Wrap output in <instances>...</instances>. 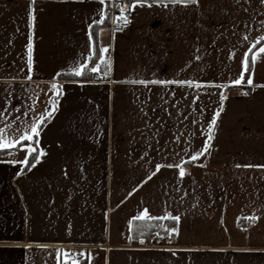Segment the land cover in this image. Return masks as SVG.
I'll list each match as a JSON object with an SVG mask.
<instances>
[{
  "label": "crops",
  "instance_id": "1",
  "mask_svg": "<svg viewBox=\"0 0 264 264\" xmlns=\"http://www.w3.org/2000/svg\"><path fill=\"white\" fill-rule=\"evenodd\" d=\"M111 1L106 0V11ZM201 4L211 13L210 19L200 20L204 27H197L189 12L173 16L158 7L139 6L122 30L114 31L107 17L93 26L91 50L96 39L98 48L110 45L106 56L112 72L83 84L72 82L81 77L62 72L56 80L65 94L39 138L46 156L31 171L27 165L0 163V264H33L53 246L87 249L93 254L91 264H264V181L259 180L264 170L245 174L234 167L237 162L264 164V61L249 73L257 86L254 92L231 85L244 71L242 53L247 50L239 43L243 24L236 21L249 16L239 13L232 0ZM101 7L98 0H0V101H8L6 109L24 108L32 95L21 89L27 74L29 11L34 17L33 75L24 84L36 90V107L42 110L55 74L87 58V33L93 32L87 25L99 18ZM251 23L255 27L256 21ZM197 50L204 53L199 61L194 59ZM193 78L200 89L123 82ZM225 83L226 89L216 87ZM221 91L227 95L211 155L199 161L206 167L185 156L186 174L180 177L179 169L164 165L179 162L188 137L193 140L189 154L202 147L206 136L201 131L218 109ZM20 114L11 113L9 120ZM11 158L0 150V161ZM17 158H22L19 153ZM249 174L257 178L259 197ZM220 177L224 182L217 187ZM145 208L154 216H180L175 243L135 244L128 239V221L133 223ZM252 215L260 218H244ZM40 244L49 247L41 250Z\"/></svg>",
  "mask_w": 264,
  "mask_h": 264
},
{
  "label": "snow or ice",
  "instance_id": "2",
  "mask_svg": "<svg viewBox=\"0 0 264 264\" xmlns=\"http://www.w3.org/2000/svg\"><path fill=\"white\" fill-rule=\"evenodd\" d=\"M98 3L104 7L99 9V18L92 20L91 23L87 25L89 30L93 29L94 25H100L108 16L106 11L107 5L106 0H98ZM233 6L236 7L239 13L248 14L249 19L247 20H237L236 24H243V38L239 41L242 47L247 48L246 51L242 53L243 60V68L244 71H241L239 74V78L232 79L229 81L231 85L237 86H247L250 88V91H255L257 87L254 85L253 75L249 74L246 77L245 81V71H248L251 67L254 69L255 65L258 61H264V18L257 19V17H264V0H257V6L253 7V0H232ZM147 7L153 8L158 7L164 9L167 12H171L173 16L177 15V11L183 17L185 12H189L190 14H194L196 16V26L197 27H204L200 23L201 19H210L211 13L208 9H205L202 4L201 0H131L130 3H118L115 7L118 8V14L112 17V23L116 26L115 30H122L123 27L129 25L131 23V12H133L137 7ZM217 7V6H213ZM31 8V5H30ZM222 11L227 12V9H221ZM187 19V18H186ZM33 20L34 17L32 12L29 11L28 13V26L30 30V34L27 37L28 43L26 45L27 51V74L23 77L21 81V89L25 93L31 91L32 95L27 96L28 103L24 108L18 109L16 106H12L10 109H6L5 103L8 101H0V123H3V126H0V150H4L7 152L9 156L12 158L6 161H0V163H7L10 165H27L28 171H31L32 168L38 164L43 157L46 156V152L43 148L40 147V136L41 132L44 130V126L56 114L58 105H59V97L64 96L65 90L63 84L57 82L56 77L60 76L62 72L66 74H70L74 77H81L82 79L73 80V83L83 84V83H96L99 82V77H108L109 74L112 72V61L110 57L106 56L108 48L110 45L100 46L98 48V53L94 52L92 49L93 45V36L94 33L89 31L87 33V40L89 44V51L87 53V58H83L82 60L74 62L73 66L61 70V72H57L50 83L49 91L52 95L47 96L45 103L42 106V110L37 108L36 105L38 103V94L35 89L31 87V84H28L25 87L24 81H31L33 75V56H32V49H33V37L31 35V29L33 27ZM255 20L256 25L253 27L251 21ZM102 31V29H101ZM223 35V33H221ZM199 39V38H197ZM215 41H213L214 43ZM235 49L233 48L232 51L229 53V59H232ZM251 53V55H250ZM204 53L197 50V54L194 56V59L199 61L201 56ZM98 55V60H94V66L89 67V61L93 60V57ZM83 56V54H82ZM101 65L103 68L101 69ZM187 66V65H186ZM90 74H96L92 80L83 79ZM126 83H132L134 85H144L147 86L151 85H161L166 86L170 84L179 85L181 87L187 85L188 87L194 89H200L202 84L197 81V79H153V80H146V79H132L130 81L126 80L123 81ZM209 85L212 84L211 81L207 82ZM229 83H225L223 85H216L217 88L226 89L229 86ZM264 86V85H262ZM37 87H41L37 85ZM167 89H165L166 91ZM10 94V93H9ZM187 94V93H186ZM244 95H249V91H244ZM46 95V94H45ZM226 92L221 91L219 93V106L218 109L212 114L210 121L207 122V127L202 129L201 135H205L206 138L203 141L202 147L199 149L192 150L189 154V148L193 143L192 137H188L185 140V144L187 145L182 149L184 156H181L179 162L176 163H168L164 166L168 168H177L179 169L180 177L185 176V168L182 166L185 164V156H187L188 160L194 163H197V166L201 168H205L206 165L200 161V157L208 158L211 155V150L213 147L212 141L214 139V134L216 131V126L218 123L217 118L220 116L221 112L223 111V102L226 99ZM163 99V98H161ZM20 111V115H15L9 120V115L11 113ZM167 112V108L164 109ZM157 120H160L161 117H157ZM187 119V117H185ZM7 121V122H4ZM179 122V120H177ZM192 123H196L195 120ZM146 127L151 129L150 124H146ZM158 132L153 133V135H157ZM195 133L192 134L194 136ZM179 138H177V143H179ZM165 146H167V142H165ZM17 153L20 154L22 158H17ZM175 155V153H174ZM31 157V159H30ZM162 167L160 163L155 165L156 170H159ZM235 169L245 170V174H247L248 169H260L264 170V164H252V163H235ZM24 169L21 171L16 172V176H20ZM153 175L155 173H152ZM67 176V172L64 173ZM151 176L148 177L150 179ZM236 178L239 180L241 188L244 187V179L241 178V174L237 172ZM247 179L251 180L253 183L254 192L259 197L260 194V186L258 184L257 178L253 175H247ZM259 180L264 181V171L261 172L259 176ZM224 178H219V183L217 187L223 184ZM193 183L195 181L193 180ZM139 187V185L137 186ZM179 191V189H177ZM212 185H208V191L211 192ZM133 192L136 191V188H133ZM132 193L130 192L129 195ZM71 199V196H69ZM166 218H170L174 221H179V215H172L171 213L165 216H154L150 215L147 208L143 211H140L137 216L133 217V220H148V221H160ZM245 219H250L252 221H257L260 217L257 215H252L248 217H244ZM129 227L132 226V220L128 221ZM168 234L171 235L172 233L177 232L176 228H169L167 229ZM159 235V233H157ZM128 239H132L131 236ZM143 243V241H141ZM25 247H29L30 245H25ZM48 245L40 244L38 248L41 250L48 249ZM93 259V254L91 251L87 249H79L75 250L72 248H66L63 246H53L52 252L50 254L41 255L38 260L33 261V264H48L49 260L53 261V264H91Z\"/></svg>",
  "mask_w": 264,
  "mask_h": 264
},
{
  "label": "trees",
  "instance_id": "3",
  "mask_svg": "<svg viewBox=\"0 0 264 264\" xmlns=\"http://www.w3.org/2000/svg\"><path fill=\"white\" fill-rule=\"evenodd\" d=\"M125 1L129 3V0H125ZM109 9L110 8H108L107 11L108 13L107 19H109ZM95 28L96 26L93 29L94 35H95ZM94 52L98 53L97 39L95 40ZM97 58L98 55L94 56L93 60H90L89 67L94 66L93 61L97 60ZM251 68L252 67L250 65L249 70L245 72V79L247 75H249ZM90 75L86 76L85 78L88 79ZM169 228H177V222L172 219H164L160 221H148L146 219L134 220L132 223L131 241L135 244H144V243H151L155 245L173 244L176 241V232L169 235L167 231V229ZM157 233H159V235H157ZM141 241H143V243H141Z\"/></svg>",
  "mask_w": 264,
  "mask_h": 264
},
{
  "label": "built area",
  "instance_id": "4",
  "mask_svg": "<svg viewBox=\"0 0 264 264\" xmlns=\"http://www.w3.org/2000/svg\"><path fill=\"white\" fill-rule=\"evenodd\" d=\"M118 3H128V2H126L125 0H112L111 1L110 7H109L110 8L109 9V19H110V23H111V26H112L113 30H114V28L116 26L112 23V19L111 18L118 14V8L115 7V5L118 4ZM130 16L132 18V12H131ZM123 29H124V27H123ZM115 31H117V30H115ZM93 75H96V74H93Z\"/></svg>",
  "mask_w": 264,
  "mask_h": 264
}]
</instances>
